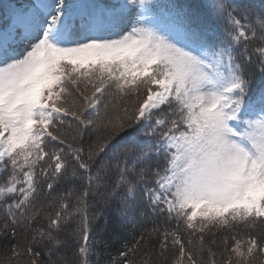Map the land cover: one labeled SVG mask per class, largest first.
<instances>
[{
  "label": "snow or ice",
  "instance_id": "1",
  "mask_svg": "<svg viewBox=\"0 0 264 264\" xmlns=\"http://www.w3.org/2000/svg\"><path fill=\"white\" fill-rule=\"evenodd\" d=\"M106 213L157 224L112 264L264 256V2L0 0V264H90Z\"/></svg>",
  "mask_w": 264,
  "mask_h": 264
},
{
  "label": "trees",
  "instance_id": "2",
  "mask_svg": "<svg viewBox=\"0 0 264 264\" xmlns=\"http://www.w3.org/2000/svg\"><path fill=\"white\" fill-rule=\"evenodd\" d=\"M254 2L259 5L260 3L264 2V0H254ZM129 99V98H128ZM75 133V125H73L72 129L68 130V134L71 136ZM90 135H97V133L92 132ZM88 137H85V140H87ZM66 187L68 192L73 193V199L75 196V193L79 191V181H68L66 182ZM63 194V192L61 193ZM57 197V193H53V196L49 198L50 200L54 201ZM43 199V197H41ZM90 203H94L95 207H101L102 201L100 202H93L90 201ZM50 209L47 207V204L45 206V211H49ZM46 220L42 219L41 224L45 223ZM116 222L118 224H116ZM93 225L95 228V231L92 233L93 237V252L91 254V260L90 264H112V260L114 257L117 256L118 250L122 249L126 244L130 245L134 242V239H139V236L141 233H144L146 236L148 233L152 232V229L157 226L156 223L152 221L151 218L147 220L138 219L135 222L132 221H117L116 217L114 215L105 214V216L99 220L97 223L96 221H93ZM159 227L161 229L165 227H171V225H165V224H159ZM73 229H78V218L77 221L71 222L64 232L61 233V240L67 241L69 244V248L67 250L62 251L61 253L57 254V258L61 256H69L71 257V244L73 243V236L72 231ZM221 233V232H219ZM219 233L216 237V239L219 241ZM241 235H244L241 233ZM187 238V237H186ZM158 237L155 233L151 235L148 241V250L149 252H153L152 245H155L154 249V255L153 256H145L143 252H140L137 254V264H146V261L149 259H159L160 264H164V259L159 257V245L156 243ZM96 241L107 243H96ZM41 248L44 246L41 245ZM192 247V246H191ZM219 244L217 246H214V248L217 250L219 249ZM193 248V247H192ZM195 248V247H194ZM193 248V249H194ZM194 251V250H193ZM9 255L6 242L3 239H0V261L3 260L4 257ZM200 255H206V253H200ZM166 256L171 257L172 252L169 251L166 253ZM27 257H24L23 260H27ZM264 262V256L259 257L257 259L256 264H262Z\"/></svg>",
  "mask_w": 264,
  "mask_h": 264
},
{
  "label": "rangeland",
  "instance_id": "3",
  "mask_svg": "<svg viewBox=\"0 0 264 264\" xmlns=\"http://www.w3.org/2000/svg\"><path fill=\"white\" fill-rule=\"evenodd\" d=\"M11 1H13V0H11ZM14 1H17L18 3H21V2H24V0H14ZM4 3H9V2H4ZM131 100L130 99H128V98H124L123 100H121V101H119V103H121V104H123V103H127V104H131ZM116 224H118L117 222H116ZM224 235V233L223 232H221V233H219V240H220V238L222 237ZM192 247L194 248L193 250L194 251H197L198 250V245L197 244H193L192 245ZM219 249H215L214 247H213V250L214 251H216V253H217V259L219 260V256H220V252H221V250H222V245H219V247H218Z\"/></svg>",
  "mask_w": 264,
  "mask_h": 264
}]
</instances>
